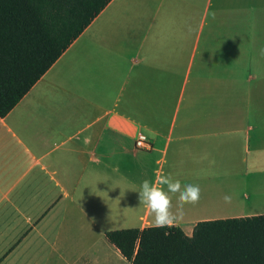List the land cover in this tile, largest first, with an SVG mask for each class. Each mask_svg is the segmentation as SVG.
<instances>
[{"label": "crops", "instance_id": "1", "mask_svg": "<svg viewBox=\"0 0 264 264\" xmlns=\"http://www.w3.org/2000/svg\"><path fill=\"white\" fill-rule=\"evenodd\" d=\"M256 215L264 0H111L0 117V264H131L106 232Z\"/></svg>", "mask_w": 264, "mask_h": 264}, {"label": "trees", "instance_id": "2", "mask_svg": "<svg viewBox=\"0 0 264 264\" xmlns=\"http://www.w3.org/2000/svg\"><path fill=\"white\" fill-rule=\"evenodd\" d=\"M111 0H0V117ZM131 264H264V215L105 233Z\"/></svg>", "mask_w": 264, "mask_h": 264}, {"label": "bare ground", "instance_id": "3", "mask_svg": "<svg viewBox=\"0 0 264 264\" xmlns=\"http://www.w3.org/2000/svg\"><path fill=\"white\" fill-rule=\"evenodd\" d=\"M212 191V190H211ZM201 194H195L194 192L177 193L174 195H167L163 198L162 206L170 208L171 210L178 211L179 213L189 212L191 209L201 208L203 204L208 200H204L203 197H199Z\"/></svg>", "mask_w": 264, "mask_h": 264}, {"label": "rangeland", "instance_id": "4", "mask_svg": "<svg viewBox=\"0 0 264 264\" xmlns=\"http://www.w3.org/2000/svg\"><path fill=\"white\" fill-rule=\"evenodd\" d=\"M213 181H214V185L217 187L218 186V184H219V178H216V179H213ZM183 184H185V183H182V185H175V186H173V187H169L168 189H166V190H164L165 192L166 191H168V190H171V188H178V187H183ZM217 189H219V187L217 188ZM194 190V189H193ZM200 193H201V191H199ZM164 193V192H163ZM162 193V195L164 196V194ZM195 194H198V190L196 189L195 190V192H194ZM213 194V193H212ZM161 195V197H157L158 198V200H159V207L163 210V211H166V209H168V210H171L170 208H165V207H163L161 204H160V199H162V198H164L163 196ZM219 195V194H218ZM213 195H211V197H212ZM211 202H213V205L212 206H216V205H219V204H221V205H223L224 204V201H223V199H220V198H217L216 199V201H211ZM171 211H175V210H171ZM178 212V211H177Z\"/></svg>", "mask_w": 264, "mask_h": 264}, {"label": "built area", "instance_id": "5", "mask_svg": "<svg viewBox=\"0 0 264 264\" xmlns=\"http://www.w3.org/2000/svg\"><path fill=\"white\" fill-rule=\"evenodd\" d=\"M135 147L138 149H147L150 147V142L143 134H138L135 140Z\"/></svg>", "mask_w": 264, "mask_h": 264}]
</instances>
